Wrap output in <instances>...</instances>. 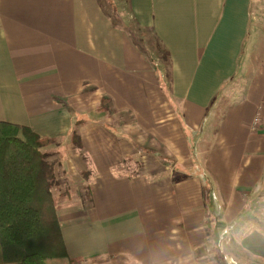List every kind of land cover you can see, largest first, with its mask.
Instances as JSON below:
<instances>
[{
    "label": "crops",
    "instance_id": "1",
    "mask_svg": "<svg viewBox=\"0 0 264 264\" xmlns=\"http://www.w3.org/2000/svg\"><path fill=\"white\" fill-rule=\"evenodd\" d=\"M127 1L133 26L112 0H0V125L71 141L70 103L89 100L75 128L89 199L60 218L68 257L264 264V222L244 214L264 187L253 0ZM124 23L163 42L164 70ZM107 105L131 118L124 128L96 115Z\"/></svg>",
    "mask_w": 264,
    "mask_h": 264
},
{
    "label": "trees",
    "instance_id": "2",
    "mask_svg": "<svg viewBox=\"0 0 264 264\" xmlns=\"http://www.w3.org/2000/svg\"><path fill=\"white\" fill-rule=\"evenodd\" d=\"M108 14L118 26L121 21L114 18L113 11L109 10ZM124 26L149 53L145 38L152 33L125 23ZM153 41L163 61L168 62L169 51L163 42L156 36ZM70 137L83 147L80 135L72 131ZM58 143V139L43 138L27 125L12 122L0 125V264H50L51 260H57L55 264L84 262L68 257L52 192L56 174L55 164L49 157L50 150ZM51 206L55 211L54 221L49 226L46 212Z\"/></svg>",
    "mask_w": 264,
    "mask_h": 264
},
{
    "label": "rangeland",
    "instance_id": "3",
    "mask_svg": "<svg viewBox=\"0 0 264 264\" xmlns=\"http://www.w3.org/2000/svg\"><path fill=\"white\" fill-rule=\"evenodd\" d=\"M112 1L113 5L117 8V12H119L121 17L123 18L124 22H127L132 26L135 25L129 5L127 3L128 1ZM253 12L254 18L252 19L251 33L254 39L251 36L247 45H251L252 43L250 41L253 39L252 42H255L256 47L262 44V46H264V0H253ZM145 41V46L149 50V54L154 60L155 64L158 68L164 70V62L162 61L161 54L156 51L153 37L148 36L147 38H145ZM259 48L257 50H259ZM256 54H258V52ZM96 100L98 101V99ZM92 101H94V103L96 102L95 100H91L90 102ZM88 102L89 100H81L70 103L71 108L76 111H73V113H76L77 116L76 120L74 121V130L72 131L76 132L78 135H80V137L81 134L75 128H77L78 125L82 123L81 121H78V118H88L86 114L84 115V112H86L84 111V109ZM105 104H108V102ZM107 106L110 108L109 113H106L104 111V114H100V112L96 111V115L100 117H109V124L118 127L119 129L124 128L126 126V123L129 121V119L131 120V118L124 114L114 113L111 106ZM58 142L61 144L59 145L58 143V145L54 146L53 149L50 150L52 154L49 157V161L55 164L56 181L54 182V187H52V192L56 202V210H58V217L60 219L62 215L64 216L66 214L72 213L75 209L78 208V206L80 207L82 204H87V199H89V189L87 184L88 177L86 176V173L88 171V157L85 151L82 150L83 147H79L78 141H72V139L71 141L69 139H60L58 140ZM131 168H134L135 170V163L131 164ZM84 188H86L85 193ZM256 194L257 195H255V197H244V199L246 200V203L244 204V214L249 216L247 218L251 220V224H253L252 227H256L260 220L264 222V187L261 188ZM54 211V207L51 206V209L46 212V220L50 224L49 226H52V223L54 221ZM252 259L256 260L257 257H254L252 255ZM55 263H57V260L50 261V264Z\"/></svg>",
    "mask_w": 264,
    "mask_h": 264
},
{
    "label": "built area",
    "instance_id": "4",
    "mask_svg": "<svg viewBox=\"0 0 264 264\" xmlns=\"http://www.w3.org/2000/svg\"><path fill=\"white\" fill-rule=\"evenodd\" d=\"M256 122H259V119H257V121Z\"/></svg>",
    "mask_w": 264,
    "mask_h": 264
}]
</instances>
